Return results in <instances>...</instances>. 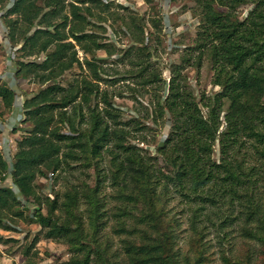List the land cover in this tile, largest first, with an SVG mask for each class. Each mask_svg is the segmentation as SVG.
Returning a JSON list of instances; mask_svg holds the SVG:
<instances>
[{
    "label": "trees",
    "instance_id": "1",
    "mask_svg": "<svg viewBox=\"0 0 264 264\" xmlns=\"http://www.w3.org/2000/svg\"><path fill=\"white\" fill-rule=\"evenodd\" d=\"M195 2L200 16L197 38L184 63L173 67L169 82L150 61L143 27L134 18L131 23L123 21L133 45L119 61L137 70L132 78L139 85L161 92L156 96L154 122L162 119L171 127L157 156H152L132 143L143 142L139 136L148 128L139 119L124 120L109 92L101 89L102 83L115 84L113 74L95 59L84 63L89 77L68 86L58 83L74 66H83L80 51L93 55L109 50L95 30L105 31L98 24L107 19L91 7H108L106 1L0 0L11 28V46L19 45L24 58L44 56L42 62L16 63L15 78L48 85L21 105L31 129L17 142L14 160L8 162L0 152V175L3 180L11 176L17 190L0 187V230L14 231L5 223L7 218H26L45 230L46 239L67 240L74 255L65 264H120L86 247L83 228L73 229L81 223L73 212L80 202L77 192L67 193L60 203L58 197H42L36 182L65 165L110 158L111 185L119 188L114 213L122 222L119 231L140 240L126 245L130 264H173L166 240L153 238L151 232L156 214L163 211H159L161 200L171 193L185 201L197 235L236 226L240 238L264 247V0ZM247 5L251 10L241 19L238 10ZM205 62L211 65L213 84L221 89L212 99L199 98L184 74L189 67L200 71ZM0 100L4 108H14L17 92L0 84ZM202 108L208 110L207 116ZM101 170L96 168L98 185L107 178ZM96 193L84 195L95 222L105 216ZM26 202L36 204L32 214L25 215ZM57 211L66 214L64 221L55 215ZM12 241L0 235V243ZM30 251L29 247L23 252L27 258L23 264H36L37 254L33 257Z\"/></svg>",
    "mask_w": 264,
    "mask_h": 264
},
{
    "label": "rangeland",
    "instance_id": "2",
    "mask_svg": "<svg viewBox=\"0 0 264 264\" xmlns=\"http://www.w3.org/2000/svg\"><path fill=\"white\" fill-rule=\"evenodd\" d=\"M73 0H67V3ZM108 7L103 9L91 6L96 13L106 17V21L99 23L105 29H95L102 41L109 45V50H99L93 55L79 52L83 66L76 65L58 80L63 86H68L76 79L89 77L90 71L84 64L85 60L95 59L103 69L113 74L115 84L102 83L101 89L107 90L115 107L122 111L124 120L139 119L148 128L143 136V142L133 141V144L145 149L150 155L157 156V149L162 145L171 132L169 124L162 119L154 122L153 111L155 110V88H144L132 78L137 70L129 63L121 62L120 57L133 45L123 21L131 23L134 18L145 33V45L150 51V61L162 79L169 82L172 78V70L176 65H182L184 58L189 53L190 47L194 46L200 25V16L196 14L197 5L195 0H154L147 4L145 0H102ZM251 6L239 8L238 15L241 19L247 17ZM68 11V9H67ZM4 10L0 8V84H6L17 92V103L14 108H4L0 100V152L8 162L14 160L18 151L17 142L31 129V124L23 118L22 103L38 94L46 86L34 83L31 78L16 79L14 76L16 63L19 61L42 62L44 56L38 58H24L19 51L20 46H11L9 39V20L4 16ZM17 19V17H11ZM91 22L94 20L91 19ZM112 51V54L109 53ZM188 77V83L200 98L203 95L212 99L221 89L213 84V71L208 62L203 64L200 71L196 67H189L184 71ZM109 78V76H104ZM229 102L226 103L228 109ZM205 116L208 110L202 108ZM87 112V110H85ZM148 113L150 117L148 116ZM219 149L215 158H219ZM87 161L65 165V169L57 172L54 176L45 174L37 178L38 192L42 197L55 199L60 203L65 201L67 193H78L79 203L73 209L76 222L73 229L83 228L86 239L83 243L95 253H106L112 262L130 264L126 253V245L137 244L140 240L128 233H121L122 222L115 217V208L119 201L117 195L119 188L111 185V160L105 158L98 161ZM74 167V168H73ZM101 170L102 175H107L106 181L98 185L96 168ZM74 169V170H72ZM103 181V179H102ZM13 188L14 181L11 176L6 180L0 175V187ZM95 194V200L100 203L105 211V216L96 222L92 220L91 207L84 198L85 193ZM94 192V193H92ZM37 208L33 202H26L23 208L25 215L32 214ZM160 214H156L155 226L151 229L153 238L166 240L167 250L173 255V264H229L227 260L236 264H264V247L250 240L240 238L238 227L228 228L226 231H216L214 228L197 235L191 226L185 201L169 194L159 204ZM226 212V210H225ZM42 213L47 215V208L43 207ZM60 220L66 219L63 211L55 212ZM7 225L14 231L0 230L4 239H13L14 242L0 243V264H23L27 258L23 252L31 248L30 255L34 257L36 264H65L74 255V251L67 240L46 239L45 230L36 223H30L26 218H7ZM131 231V229L127 228ZM202 229V228H201ZM198 232H202L198 230ZM200 261V262H198Z\"/></svg>",
    "mask_w": 264,
    "mask_h": 264
}]
</instances>
